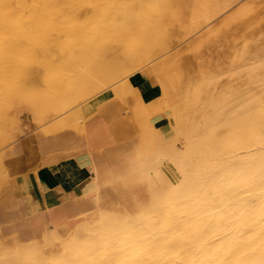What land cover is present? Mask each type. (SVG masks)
I'll list each match as a JSON object with an SVG mask.
<instances>
[{
	"label": "bare ground",
	"instance_id": "6f19581e",
	"mask_svg": "<svg viewBox=\"0 0 264 264\" xmlns=\"http://www.w3.org/2000/svg\"><path fill=\"white\" fill-rule=\"evenodd\" d=\"M147 2L0 0V104L6 101L11 107L24 99H31L33 107L50 103L37 81L46 83L53 95L58 83L70 87L68 99L73 102L83 92L97 90L103 80L140 66L150 52L141 50L146 45L133 23L138 17L148 21L146 9L141 8L151 7ZM259 34L252 50L244 52L246 57H234L227 70L205 81L216 91L246 78L243 85H234L214 98L216 112L212 113L219 118H204L203 128L195 122H189L184 130L179 125V131L189 137L196 160L190 163L197 173L190 176L183 172L180 180L171 184L167 194L171 210L160 219L162 224L136 230L120 226L112 231L107 225L109 217L104 226L98 216L89 226L80 227L81 234L65 245L63 254L48 257L49 251L43 256L39 253L41 264H264V31ZM111 50L115 52L110 57ZM136 56L146 59L137 64ZM87 104L86 110L92 102ZM141 190L135 199L143 204L147 198ZM117 221L130 222L131 218ZM145 221L149 220L141 223ZM41 245L17 242L16 246L23 248L2 260L32 263L35 254L29 249L38 250Z\"/></svg>",
	"mask_w": 264,
	"mask_h": 264
},
{
	"label": "rangeland",
	"instance_id": "374dc122",
	"mask_svg": "<svg viewBox=\"0 0 264 264\" xmlns=\"http://www.w3.org/2000/svg\"><path fill=\"white\" fill-rule=\"evenodd\" d=\"M147 4L151 5V7L142 5L141 8L146 9L149 16L148 21L144 22L141 17H138L133 23L136 30H139L141 39L146 45V48H141V50L150 52L148 59L138 56L139 59L136 56L137 64L146 59L140 66L124 72L121 76L117 74L107 81L103 80L97 90L90 94L83 92L79 98H75L76 100L78 99L77 101L74 100L72 102L73 99H70V97L71 102L69 101L68 92L70 87L66 89L64 84L59 85L60 83H58L57 93L53 95L49 93V86L46 83L37 81L36 85L39 90H41L43 95L48 96L46 101H50L52 105L49 102L45 106L42 103H36L35 105L37 106L35 108L31 99L18 101L11 107L6 101L0 104V173L6 175V178L4 176L2 178L0 174V186L2 179L5 182H9V185L5 188L3 186L0 187V205H2L5 212V220H0V264H11L4 262L2 257L4 258L6 255H10L11 252H17L23 248L21 246L13 247L12 242L9 240L14 239V236L24 237L26 241L36 237L39 242H42V245L37 248L38 250H35V248L29 249L35 254L33 262L29 264H41L39 255L43 256L48 251L50 252L48 257H52V253L63 254L65 245L73 242V239L81 234V229L95 222L98 216H101L104 226L105 218L108 219L109 217L107 225L112 231L120 226L136 230L138 227H151L162 224L159 222L160 219L171 210L168 203L171 198L167 195L171 190V184L180 180L183 172L190 176L196 175L197 172L190 163L196 160L189 145V137L179 130L182 127H184L182 130H184L189 122H195L198 128H203L208 117L215 118V120L219 118V114L212 113L216 112L214 109V98L216 99L224 90L228 88L230 90L234 85L238 86L241 83L243 85L246 81V78H244L243 80H238L239 82L232 83V85H225L226 88L220 86L216 90L218 92L210 90L206 83L209 78L216 77L220 72L227 70L229 68L227 63L234 57L242 60L246 57L244 52L252 50V42L260 36L259 33L261 31H264V0H149ZM233 15H237V18ZM221 24L222 26H220ZM200 32L201 34H199ZM238 39L240 40L237 41ZM224 41L225 43H223ZM262 41L260 43L264 46V40ZM114 52L111 50L109 56L111 57ZM58 58L63 60V56ZM263 71L261 70V73ZM171 78L173 79V85ZM152 85L157 86L160 95L156 110L162 115L164 123L161 126L159 123L154 124L155 122L151 124L147 120V123L142 124L144 133L139 142L140 147L137 150V158L134 160L131 170L120 177V186L125 190V193L122 192L118 199H98V206L89 215L88 219L78 221L66 236L59 237L57 238L58 240H55L53 236L50 238L44 233V230L21 231L19 227L26 220V217H24L20 209V200L12 194L14 180L11 181V179L14 176L16 178L25 170L36 169L40 165L49 163L45 160L42 152L39 151L41 147L39 146V141L34 138L35 133L39 130L53 129L55 126H60V128L80 126L81 129L83 125L85 126L89 123L96 129L103 128L102 132L105 133L106 120L102 112L95 113L96 110H93L89 115L84 116L86 113L85 107L88 105L87 102H94L93 104H95L99 101L102 102L103 98H105L106 102L118 97L141 96L142 88ZM241 88L243 87L241 86ZM215 93L216 95H214ZM212 96H214L213 99ZM209 101H212L211 104ZM142 106L148 108L144 104H141L139 108H142ZM129 107V105H125L120 110V114L123 113V118L127 115L131 116ZM83 112L85 113L82 114ZM92 114L94 115L91 116ZM210 114L214 116H210ZM117 120L118 118H115V121ZM129 130L132 135L138 134L134 129ZM80 135L82 136V134ZM106 137L104 136L100 141L93 144L95 149L106 152L112 146L120 145L131 136L129 134L124 135L123 132L119 133V135L110 132ZM71 138H73V145L76 149H81L82 152L90 154L82 137L71 136ZM17 146H19L18 151L15 152L14 148ZM70 146H68L67 151H71L69 149ZM57 150V152H60L59 148ZM30 151L36 157L34 166H31L29 161V158L34 156L27 155ZM173 151L174 154L171 153ZM239 152L237 151L236 153ZM161 155L166 156L162 157ZM146 162L148 163L146 164ZM196 164L199 163L196 162ZM91 170L93 175H95L94 170ZM194 170L195 172H193ZM134 182L142 184L144 188V195L147 199L143 204L135 199L138 189L132 185V188H135L134 194L129 190L130 185ZM73 198L75 196L58 199L51 206L56 209L61 208ZM154 212L156 214L152 215ZM127 217L131 218L130 222L126 221L118 224V219L123 220ZM142 219H148L149 221L141 223ZM7 232H10V235L4 238L3 235L7 234ZM125 264L130 263L125 262Z\"/></svg>",
	"mask_w": 264,
	"mask_h": 264
},
{
	"label": "crops",
	"instance_id": "0c3cea01",
	"mask_svg": "<svg viewBox=\"0 0 264 264\" xmlns=\"http://www.w3.org/2000/svg\"><path fill=\"white\" fill-rule=\"evenodd\" d=\"M159 98L157 86L152 85L143 87L141 96L118 97L106 102L103 98L102 102L99 101L95 104L93 102L86 113L89 115L91 111L96 110L95 113L102 112L104 114L105 133L102 132L103 128L96 129L91 123L85 126L82 124L81 129L80 126L65 128H60V126L56 128L55 126L46 131H37L34 138L39 141L41 147L39 151L49 163L40 165L36 169L25 170L16 178L14 176L11 179V181L14 180L12 194L20 200L22 207L20 209L26 217L19 229L23 232L34 229L44 230V233L50 238L53 236L55 240H58L57 238L66 236L78 221L88 219L89 215L97 208L98 199H118L120 194L125 191L120 186V177L131 170L138 155L139 142L144 133L142 124L149 121L151 124L155 122L154 124L159 123L162 126L164 123L162 115L156 110ZM141 104L148 108L144 106L139 108ZM125 105L130 106L131 116L127 115L123 118V113L120 114V110ZM115 118L118 120L115 121ZM129 129H134L138 134L132 135ZM110 132L117 135L123 132L124 135L129 134L131 137L125 139L120 145L112 146L106 152L95 149L93 144L104 136L107 138L106 136ZM71 136L82 137L90 154L76 149ZM68 146L71 151H67ZM18 147L14 148L15 152L18 151ZM57 148L60 149V152H57ZM32 153L30 151L27 155L34 156ZM21 158L23 157L21 156ZM29 159L30 165L34 166L36 157ZM91 169L94 170L95 175ZM3 176L6 178V175L3 174ZM7 185L9 182L2 179L1 186L5 188ZM132 185L137 189L142 188L141 191L144 192L142 184L134 182L129 188L132 193L135 192ZM73 196L75 198L61 208L56 209L51 206L58 199ZM0 220H5L2 205H0ZM42 226L44 227L41 228ZM9 233L4 234V238L10 235ZM9 241L12 242L13 247H17V242H39L36 237L26 241L24 237L16 236Z\"/></svg>",
	"mask_w": 264,
	"mask_h": 264
}]
</instances>
